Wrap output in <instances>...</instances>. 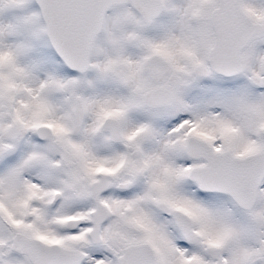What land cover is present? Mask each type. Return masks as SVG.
I'll list each match as a JSON object with an SVG mask.
<instances>
[{
	"label": "snow or ice",
	"instance_id": "1",
	"mask_svg": "<svg viewBox=\"0 0 264 264\" xmlns=\"http://www.w3.org/2000/svg\"><path fill=\"white\" fill-rule=\"evenodd\" d=\"M0 264H264V0H0Z\"/></svg>",
	"mask_w": 264,
	"mask_h": 264
}]
</instances>
